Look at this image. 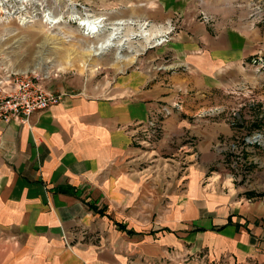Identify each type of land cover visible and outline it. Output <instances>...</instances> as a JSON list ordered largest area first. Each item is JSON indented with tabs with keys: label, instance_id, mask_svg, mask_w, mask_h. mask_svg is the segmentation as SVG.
<instances>
[{
	"label": "crops",
	"instance_id": "crops-1",
	"mask_svg": "<svg viewBox=\"0 0 264 264\" xmlns=\"http://www.w3.org/2000/svg\"><path fill=\"white\" fill-rule=\"evenodd\" d=\"M254 1L264 7V0L163 3L181 18L167 45L187 71L137 68L103 91L62 85L53 90L63 99L29 123L0 122V264H185L179 256L202 248L211 257L233 255L226 264L264 262V202L203 184L217 158L213 142L231 132L226 114L209 112L207 98L239 82L230 68L241 73L247 60L264 55V24L249 19ZM180 90L188 91L182 111L164 121L146 152L136 124ZM188 132L197 136L198 162L183 144ZM146 154L156 163H145ZM180 154L186 174L170 171L163 187L154 171L176 167ZM84 229L98 240L83 241Z\"/></svg>",
	"mask_w": 264,
	"mask_h": 264
},
{
	"label": "rangeland",
	"instance_id": "rangeland-1",
	"mask_svg": "<svg viewBox=\"0 0 264 264\" xmlns=\"http://www.w3.org/2000/svg\"><path fill=\"white\" fill-rule=\"evenodd\" d=\"M71 1L76 4L81 17L105 18L100 23L98 35L88 33L85 27L80 26L76 20L70 19L68 6ZM171 1L176 0H60V2L44 0V4L27 2L25 9L20 10L19 0H0V4L3 3L6 9L14 11L8 15L1 10L0 5V10L3 12L0 13V66L26 70L38 63L40 67L34 72L40 76H47L45 77L47 86L58 89L63 85L62 88L66 92H78L84 90L85 86H88L90 91H103L105 89L103 87L110 85L118 75L137 68L147 69L150 73L187 71L185 65L176 63L171 55L170 46L167 45L176 30L174 28L178 23L176 18L181 19L174 12L176 10L163 4L168 5ZM44 14L61 15L62 20L50 26L43 22ZM129 16L142 19H137L138 21L146 20V29L169 25L172 29L164 36L161 44L144 49L134 63L113 66L114 54L118 47L115 44L89 57L88 49L98 37L111 31L110 20ZM21 17L26 18V21L24 22ZM137 20L122 25L120 34L116 36V42L124 38L119 48L122 55H128L132 48L138 49L144 44V39L140 35L132 34L133 31L138 30ZM257 24H264V21ZM128 31H131V34H127ZM70 61L73 67L60 68V64L67 66ZM243 65L244 69L241 73L235 66L228 71L233 77L238 78V83L216 89L207 98L208 106L212 108L209 112L226 114L224 121L231 128V132L228 135H221L213 142L212 150L217 158L211 163L203 184L226 192L233 188L240 189V196L244 197L245 201L264 202V55L256 54ZM47 69L48 73H46ZM187 95L188 91L180 90L173 102H179L182 108ZM173 102L164 103L157 110V114H153L160 125L156 138L148 147L138 143L146 152L153 150L157 145L164 130V121L175 111H182L181 108L171 106ZM163 107L171 108V114L165 116L162 112ZM183 139V144L193 152L194 161L198 162L200 157L197 150V136L188 132ZM153 158L154 156L149 158V154H146L143 159L145 163L154 164L156 162ZM167 162L172 163L169 159ZM187 169L188 161L185 155L180 154L176 167L169 170L157 169L154 174L159 172L163 179V187H166L168 184L165 182V176L181 177L186 174ZM170 171L172 175L169 174ZM145 202L148 209L154 207L155 200L148 198ZM168 202L161 201V206H168ZM97 238L96 233L86 229L81 231L83 241H94L98 240ZM230 258L234 259L233 255L211 257L207 248L196 252H184L178 257L185 264L187 262L226 264ZM256 264H264V262Z\"/></svg>",
	"mask_w": 264,
	"mask_h": 264
},
{
	"label": "built area",
	"instance_id": "built-area-1",
	"mask_svg": "<svg viewBox=\"0 0 264 264\" xmlns=\"http://www.w3.org/2000/svg\"><path fill=\"white\" fill-rule=\"evenodd\" d=\"M251 22L256 25L264 21V7L259 2L251 4ZM0 13L1 12L0 10ZM47 77V76H45ZM45 77L34 71H23L1 67L0 70V122L11 120L29 123L30 117L37 111L45 110L63 99L64 93L50 89L45 83ZM174 108H181L179 102H173ZM164 115H169L172 109L163 107ZM159 123L152 115L145 121L136 124L135 136L138 143L148 147L159 131Z\"/></svg>",
	"mask_w": 264,
	"mask_h": 264
},
{
	"label": "bare ground",
	"instance_id": "bare-ground-1",
	"mask_svg": "<svg viewBox=\"0 0 264 264\" xmlns=\"http://www.w3.org/2000/svg\"><path fill=\"white\" fill-rule=\"evenodd\" d=\"M20 5H19V9H25L26 3L28 2L30 4V2H39L40 4H44V0H19ZM58 2H60V0H58ZM1 5V10H3L5 13H7L8 15H11L14 11H10L8 9H6V7L2 4ZM69 12L70 14V19L71 20H76L77 23L80 26H83L86 28L87 32L90 34H94L98 35V29L100 26V23L103 22V20L105 18H103L102 16H95V17H89V16H84L81 17L80 11L78 10V8L76 7V4L71 1L70 5L68 6ZM26 17V16H25ZM43 22L45 21L46 23L51 25H55L58 22H60L62 20V16L61 15H57V16H49L44 14L43 17ZM21 19L25 22L26 18L21 17ZM131 22H136V20L134 19H122V18H116L114 20H110V25H111V31H109L107 34L104 35H100L97 39V41L88 49L90 56L91 55H96L99 52L105 51L108 47L113 46L114 44L117 47V50L114 54V62L112 63L113 66H121V65H127V64H131L134 63L137 59V57L139 56V54H141V52L146 49L149 46H154V45H158L161 44L164 41V36L171 31V28L169 26L163 27V26H153L149 29H146V21H138L137 20V25H138V30L137 31H133L132 34H136V35H140L141 38L144 39V44L142 46H140L141 48L138 49H131V53L128 55H122L120 53L119 48L121 47V44L124 42V38L117 40L116 42V36L117 34L121 32L123 26L125 24L131 23ZM127 34H131V31H128ZM97 37V36H96ZM120 63V64H118ZM92 64V63H91ZM60 68L61 69H65L68 67H73V64L70 62H68L67 66H64L62 64H60ZM93 65V64H92ZM40 67V64H35L33 67L23 70V71H28V70H32L35 71L36 69H38ZM47 68V67H46ZM49 70H46V73H48Z\"/></svg>",
	"mask_w": 264,
	"mask_h": 264
},
{
	"label": "trees",
	"instance_id": "trees-1",
	"mask_svg": "<svg viewBox=\"0 0 264 264\" xmlns=\"http://www.w3.org/2000/svg\"><path fill=\"white\" fill-rule=\"evenodd\" d=\"M118 224V226L120 227V229H123V230H127L126 229V226L125 225H123L122 223H117ZM129 233H133V231L132 230H127Z\"/></svg>",
	"mask_w": 264,
	"mask_h": 264
}]
</instances>
